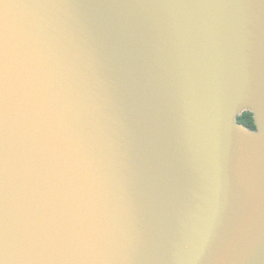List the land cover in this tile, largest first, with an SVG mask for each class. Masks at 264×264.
Instances as JSON below:
<instances>
[{"label": "water", "instance_id": "water-1", "mask_svg": "<svg viewBox=\"0 0 264 264\" xmlns=\"http://www.w3.org/2000/svg\"><path fill=\"white\" fill-rule=\"evenodd\" d=\"M0 52L3 264H264V0H0Z\"/></svg>", "mask_w": 264, "mask_h": 264}, {"label": "snow or ice", "instance_id": "snow-or-ice-1", "mask_svg": "<svg viewBox=\"0 0 264 264\" xmlns=\"http://www.w3.org/2000/svg\"><path fill=\"white\" fill-rule=\"evenodd\" d=\"M5 117H6V68L0 52V264H3V228L5 219ZM41 182L48 175L47 156L44 154L40 161ZM46 189L49 187L45 185Z\"/></svg>", "mask_w": 264, "mask_h": 264}, {"label": "trees", "instance_id": "trees-1", "mask_svg": "<svg viewBox=\"0 0 264 264\" xmlns=\"http://www.w3.org/2000/svg\"><path fill=\"white\" fill-rule=\"evenodd\" d=\"M237 120L241 123H244L245 125H247L250 128H255V122H254V118H253V113L249 110H244L242 113H240L237 116Z\"/></svg>", "mask_w": 264, "mask_h": 264}]
</instances>
